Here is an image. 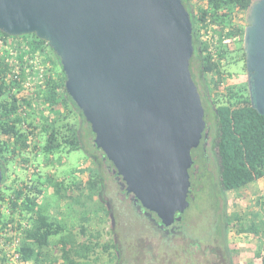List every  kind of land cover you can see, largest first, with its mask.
Here are the masks:
<instances>
[{
    "label": "water",
    "instance_id": "obj_1",
    "mask_svg": "<svg viewBox=\"0 0 264 264\" xmlns=\"http://www.w3.org/2000/svg\"><path fill=\"white\" fill-rule=\"evenodd\" d=\"M245 22L249 95L264 117V0L252 1ZM0 32L49 45L126 193L173 225L190 207L192 151L209 136L182 0H0Z\"/></svg>",
    "mask_w": 264,
    "mask_h": 264
},
{
    "label": "trees",
    "instance_id": "obj_2",
    "mask_svg": "<svg viewBox=\"0 0 264 264\" xmlns=\"http://www.w3.org/2000/svg\"><path fill=\"white\" fill-rule=\"evenodd\" d=\"M252 1L182 0L193 25L194 55L190 70L201 96L208 130L213 134L211 150L217 162L219 186L224 192L241 190L264 180V117L252 108L247 80L225 85V82L232 81L234 77L233 73L226 70V66L245 64V15ZM49 51L53 52L46 42L35 35L11 37L0 32L2 161L21 156L30 146L33 147L34 154L40 153L37 145H30V138H44L41 150L45 156L64 150H84L87 149L86 144H94L95 135L91 126L67 94L66 76L63 70H56L52 65L56 61L51 60ZM56 58L61 66L59 58ZM195 61L199 63V81L192 69ZM30 63H41L46 74L41 82H34L35 90L28 97L25 93L29 76L27 71L31 77L36 73V68ZM47 63L50 65L46 66ZM25 67L27 71L24 70ZM244 71L246 73L245 65ZM15 74L17 81L14 80ZM85 126L88 128L86 139L83 135ZM205 141L206 139L203 140ZM98 151L102 153L101 150ZM193 152L197 156L198 152ZM92 158L98 160L97 165H101L98 157L92 155ZM86 172L88 174L81 173L88 177L84 183L82 176L79 184L74 181L65 191H80L83 194V190L89 188L100 194L103 204L106 205L105 182L100 169L92 168ZM60 187L55 191L62 189ZM26 189H14L11 192L0 190V264H10V252L6 247L13 237L8 235L9 231L18 233L20 245L16 252L21 255L23 262L98 264L100 259L97 249L101 245L93 241L94 236L93 239L79 242L73 230L46 215L40 209L38 199L31 198ZM65 197L69 199V196ZM21 200L22 204H19ZM256 204L257 207L261 206L264 213V196L257 198ZM252 215L250 222L246 224L250 226L242 233H247L263 243L264 218L262 222H258L254 219L256 214ZM106 216L110 218V210H106ZM8 225L12 226L9 230ZM80 232L86 235V227L82 226ZM54 237L55 240L51 242ZM261 248L257 255L261 264H264V245ZM102 251L109 255L108 263L119 261L120 252L114 241L103 245Z\"/></svg>",
    "mask_w": 264,
    "mask_h": 264
},
{
    "label": "rangeland",
    "instance_id": "obj_3",
    "mask_svg": "<svg viewBox=\"0 0 264 264\" xmlns=\"http://www.w3.org/2000/svg\"><path fill=\"white\" fill-rule=\"evenodd\" d=\"M49 54L51 60L56 61V63H52L55 69L62 70L60 64L57 63L56 54L52 51H49ZM244 65V63H235L226 66V70L233 73L234 77L232 81L225 82V85L228 83H242L247 80ZM192 69L197 81H199V63L196 61L192 63ZM200 87L203 89V86L200 85ZM212 88L211 85L210 89ZM208 129L207 125L206 132L209 134L210 130ZM87 130L88 128L85 126L83 130L85 139ZM212 135L210 133L208 138L204 135L203 140L206 139L208 145L201 146L202 148L200 147L199 150L200 152L205 148V157L208 161L206 162L207 166L203 169L200 168V172L193 178L191 205L185 212L186 225H183L187 242L183 241V243L174 246L175 243L171 240L170 244L166 243L167 247L161 245L153 253L154 255L148 256V258L143 254H147V249L143 250L139 241H146L147 244L149 241V243H154L156 246L157 241L154 240L153 230L144 221L143 217L138 215L132 202L125 200L127 197L121 191L119 180L109 172L107 168L109 165L106 164L102 153L98 151L93 143L86 144L87 149L84 150L70 152L64 150L52 156L40 155L35 160L33 159L34 155L27 154L24 157L31 158L30 162L28 161L23 167L20 165L7 166V175L11 173L19 175L23 179L30 178L35 181L37 177H35L34 170H38L41 181H46L49 178V189L45 191L43 197L45 205L43 212L52 220H58L67 229L73 230L80 242L88 238L93 239L94 236L93 241L101 245L97 249V256L100 259L98 264H110L108 263L109 255L102 251V246L113 241L118 244L120 256L119 261L112 264H172V261H177L179 254H181L180 264H205L204 262L201 263L204 260L201 256L202 253H199L195 259V257L189 255L184 256L181 252L186 243L195 245L196 242L204 243L203 247L208 246V250L216 249L219 245L228 259V264H261V259L257 253L262 249L264 242L262 243L249 234L242 232L250 226L246 224L250 222L251 217H253L252 214H256L254 219L258 222H262L264 218L261 206H256V199L264 196V180L253 183L241 190L224 192L219 186L217 162L214 152L211 150ZM42 141L44 142V138ZM92 155L98 157L101 165H97L98 160L93 159ZM45 159L48 163L47 167L42 166ZM92 168L100 169L104 178V202L106 205L102 202V196L89 188L84 189L83 194L80 191H74L73 193L65 191L68 185L73 184L74 181L77 184L80 183V179L83 177L84 183L88 177L81 173H87L86 171ZM111 168L113 169V167ZM75 172H79L81 178ZM120 182H122L121 179ZM59 186L62 189L56 192L55 189ZM65 196H69V199H66ZM108 203L114 215V227L111 219L106 216V210H109ZM239 219H241V222H239ZM254 219L253 221H255ZM229 222H231V225H228ZM82 226L87 229L86 235H82L80 232ZM54 240L55 237L52 238L51 242ZM208 261L211 263L216 260L209 256Z\"/></svg>",
    "mask_w": 264,
    "mask_h": 264
},
{
    "label": "flooded vegetation",
    "instance_id": "obj_4",
    "mask_svg": "<svg viewBox=\"0 0 264 264\" xmlns=\"http://www.w3.org/2000/svg\"><path fill=\"white\" fill-rule=\"evenodd\" d=\"M30 92H31V90L26 91L25 93L28 96L29 94H31ZM28 97H30V95ZM42 139H43V137L40 138V140H37V139L32 140V138H30L31 143L29 141L30 145L35 144L38 146V149L41 151L40 153L34 154L33 147L30 146L26 150V152H24L21 156L16 157L13 160L12 159L4 160V161L0 160L1 164H2V166H0V168H1L2 174H3V180H2L0 190L6 191V192H11V190H14V189H26L27 188L26 193H28L31 196V198L35 197L36 199H38V203L40 205L41 210L45 209L43 197H44L45 191L47 189H49V186H48L49 178L46 181H41V177L39 176L38 170H34V173L36 174L35 177H37L35 181L31 180L30 178L29 179H23L19 175H14L11 173H9L10 175L9 174L7 175V172H6L7 169L6 168L9 165H12V166L13 165L14 166L20 165L23 167L28 161L30 162V159H31V158H25L24 157L27 154L34 155V158H33L34 160H35V158L37 159L40 155H44L42 153V150H41V147L43 144ZM207 143H208L207 141H205L203 143V140H202L201 145L195 150L197 152H199V150L202 148L201 146L205 147L208 145ZM205 151L206 150L204 148V150L200 151L199 154L197 153L198 154L197 156H195V152L192 151V158H193L194 163H193V166L191 167V169L189 171L190 180H191V193H192V188H193V178H195V176H197L198 172H200V168L203 169L204 167L207 166L206 162L208 160L205 157ZM103 155L104 154H102V156ZM103 159H105V156H103ZM104 161L106 162V164L109 165V167H107L109 172L112 175H114L117 180H119V183L121 185V191H123V194H125V196L127 197V198H125V196H124L125 200H130L132 202V204L137 209L136 212L138 213V215L142 216L144 221H146L147 224H149L150 228L153 230L154 240L157 241L156 246L154 243H149L148 239H146L148 241V244L146 243V241H139V244H140V246L142 245L143 250L147 249V254L143 253L144 256H146L147 258H148V256L151 257L152 255H154L153 253L157 249L160 248L161 245H164L167 247L166 243L170 244L171 240L174 241V243H175L174 246L179 245L180 243H183V241L187 242L186 233L183 230V225H186V222L184 220L185 213L182 215L178 214L176 216L175 223L173 225H171L170 227L163 226L161 221L158 219V217L155 214L146 212L141 207L140 203L138 201H136V199L132 195L126 193V188L123 184V181L121 180L122 182H120V177L114 171L113 165L110 164V162H108L106 159ZM47 164L48 163L46 162V159H45V162L42 163V166L47 167ZM111 167H113V169ZM76 173H78V175L80 176L79 172H76ZM32 189H34L35 191H33ZM191 193H190V196H191ZM190 196H189V201L191 198ZM22 201L23 200L19 201V204H22ZM190 205H191V201H190ZM107 206H110L109 203L107 204ZM110 212H112V211L110 210ZM178 218H180L181 220L178 221ZM113 230H115V228H113ZM115 239H116V235H115ZM142 240H144V239H142ZM154 240H153V242H154ZM114 243H116L117 248H118L117 242L114 241ZM140 246H139V248L141 249ZM203 246H204V243L202 244L200 242H196L195 245H190V244L186 243L181 252L183 253L184 256L189 255L191 257H195V259L197 258L199 253H202L201 256L204 260H202L201 263L204 262L205 264H228L227 263L228 259H227L226 255L223 253L222 248L219 245L216 247V249H209V250L207 249L208 246L207 247H203ZM118 251L120 252V250H118ZM180 255L181 254H179L177 261H172V264H180L179 263V259L181 257ZM119 256H120V254H119ZM209 256H212L214 258V260H216V261H214V262L212 261L210 263V261H208Z\"/></svg>",
    "mask_w": 264,
    "mask_h": 264
},
{
    "label": "built area",
    "instance_id": "obj_5",
    "mask_svg": "<svg viewBox=\"0 0 264 264\" xmlns=\"http://www.w3.org/2000/svg\"><path fill=\"white\" fill-rule=\"evenodd\" d=\"M31 65L33 64L34 67L36 68V73L31 77L30 76V73L27 71V67L24 68V70L27 71L28 73V78L26 80V91H34L35 88H33L34 86V82L36 81V83H38V81L41 82V80L43 79L44 75L46 74V70L44 69V67L42 66L41 63H30ZM50 63H47L46 66H49ZM18 69V67H17ZM14 80L17 81L18 80V77L14 76ZM12 226L11 225H8V230L11 229ZM6 230V231H8ZM8 235L9 236H12L13 239H12V242L6 247L7 250H9V254H8V258H9V263L10 264H32V263H26V262H23L21 260V255L16 252V249H18L20 243H19V240L17 239V236H18V233H11L10 231L8 232Z\"/></svg>",
    "mask_w": 264,
    "mask_h": 264
},
{
    "label": "crops",
    "instance_id": "obj_6",
    "mask_svg": "<svg viewBox=\"0 0 264 264\" xmlns=\"http://www.w3.org/2000/svg\"><path fill=\"white\" fill-rule=\"evenodd\" d=\"M80 242V241H79ZM241 249H244V248H241ZM246 250V249H245ZM243 253V252H242ZM245 253V252H244Z\"/></svg>",
    "mask_w": 264,
    "mask_h": 264
}]
</instances>
